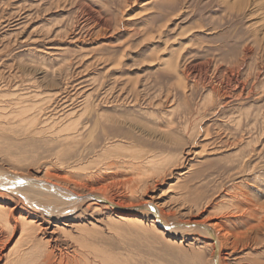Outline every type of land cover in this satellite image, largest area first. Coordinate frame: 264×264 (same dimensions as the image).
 I'll use <instances>...</instances> for the list:
<instances>
[{"label":"rangeland","instance_id":"1","mask_svg":"<svg viewBox=\"0 0 264 264\" xmlns=\"http://www.w3.org/2000/svg\"><path fill=\"white\" fill-rule=\"evenodd\" d=\"M0 89L4 146L33 168L59 153L89 174L110 171V195L148 198L175 213L171 223L197 210L199 221L221 219L233 202L225 191L240 187L264 207V0H0ZM19 108L29 122L72 113L80 136L32 137ZM232 220L246 243L227 264H264V219L239 229ZM119 228L90 227L120 263L211 258L202 240Z\"/></svg>","mask_w":264,"mask_h":264},{"label":"bare ground","instance_id":"2","mask_svg":"<svg viewBox=\"0 0 264 264\" xmlns=\"http://www.w3.org/2000/svg\"><path fill=\"white\" fill-rule=\"evenodd\" d=\"M102 22L99 21L100 24ZM3 102L0 99V106L4 105ZM1 110L6 112L9 107L5 105L0 108V116L6 117ZM25 110H19L16 118L22 124H31L32 129L26 130H31L32 137L42 135L44 138V135H49L54 138L63 135V140L75 141L80 136L81 128L69 122L72 113H64L59 117L53 113L50 117L45 115L47 118L44 120L29 122L24 119ZM14 114L7 113V116L10 118ZM6 123L0 117V133L4 137L9 129ZM60 125L62 127L59 128ZM3 142L4 138L0 135V264H134L128 260L120 263L116 255L95 247V243L98 245L101 242H96L99 233L95 234L92 229L100 227L110 232L120 229L119 226L123 224L144 232L152 231L157 238L163 239L162 235L165 234L184 245L192 244V240H202L203 245L211 250L208 264H227L226 260L232 251H237L239 245L244 246L246 243H241L240 237L246 233L239 232L236 237L228 231L226 223L230 218H233V227L237 229L254 223L257 227L264 219V207L256 208L246 191L240 187V191L234 193L225 191V195H230L233 202L228 208L229 212L221 219L213 222L199 221L200 210H197L171 223L168 217L175 213L162 211L153 201H146L148 198L144 202L134 203L124 198L122 201L118 195H110L109 189L102 186L110 179L105 176L108 172L101 174L102 170L98 168L96 174H89L86 169L61 159L59 153L53 154L51 161L45 162L44 170L43 165L33 168L13 145L4 146ZM66 159L72 157L67 156ZM19 180L25 183H17ZM105 211L111 215L109 218L102 216ZM138 214L142 217L150 214L152 226L145 225ZM250 217L253 222L247 223ZM16 237L17 246L10 251L9 245Z\"/></svg>","mask_w":264,"mask_h":264},{"label":"snow or ice","instance_id":"3","mask_svg":"<svg viewBox=\"0 0 264 264\" xmlns=\"http://www.w3.org/2000/svg\"><path fill=\"white\" fill-rule=\"evenodd\" d=\"M17 183H25L23 180L16 181Z\"/></svg>","mask_w":264,"mask_h":264}]
</instances>
